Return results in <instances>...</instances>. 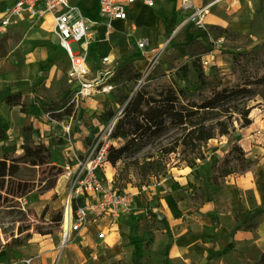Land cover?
<instances>
[{"label": "rangeland", "instance_id": "374dc122", "mask_svg": "<svg viewBox=\"0 0 264 264\" xmlns=\"http://www.w3.org/2000/svg\"><path fill=\"white\" fill-rule=\"evenodd\" d=\"M156 1L160 2L161 5H164L168 1L171 2V9L165 13L164 19L166 40L162 42L161 47H158V50L155 51L156 59L151 63H149V61L144 70L139 71L142 73L141 78L135 80L129 77L133 74V70H138L134 63L133 68H130L131 56L141 57L138 50L133 47L130 50V55L118 58L115 61L111 59L112 61L108 64H104L101 59L93 56L91 58L89 57V61L91 62V73L89 77H95L100 73L104 74L105 82L113 84L112 94L104 99H87L79 101L77 104L74 102L76 107L74 118L67 117L61 121L51 120L39 109L38 102L35 99V96H42L48 99H59L65 95H68L70 99H72L75 91L74 78L68 73V58L57 44L52 27L48 29L50 25L45 16L30 19L25 18L24 20L21 19L17 22H12L5 27H0V54H5L12 45L23 38H33L38 42L37 47L45 48V59L42 61V65H40V71L30 82L27 92H22V94H24L26 100L31 102L34 108L39 111L35 116L38 117L42 123L51 127L47 134L41 135L36 131L35 137L40 140L41 137L45 138L46 141L44 143L51 149L52 156L50 160L63 168L62 172L57 176L56 184L53 188L49 190L40 189L39 183L43 185L44 181L40 182L39 179L47 177V173H44L42 177V175L37 172L34 180L35 186L31 191L23 196L14 197L8 201H2L0 205V243L9 240L12 234L16 236L20 228H27L22 234L29 232L32 236L33 233H36L34 232L35 226L51 228L53 233L48 235L55 236L60 242V232L63 225L62 204L64 200V192H62L63 178L60 177L66 165H71L74 162L69 159L71 151L61 147V145L68 146L69 149L73 150L75 154L82 158L83 150L91 148L93 144L99 140L103 132L107 130L110 120L114 116L108 119V112H103L108 108H113L112 110L114 114H116L117 105H121L117 100L118 97L121 96L123 92L131 95L132 92L130 88L137 87V85L140 84L139 81L149 75L150 72L154 71L160 74L161 72H165L164 68H170V66L178 67L181 62H190L195 58H199L206 72L217 70L221 73V71H228L229 69V64L222 62L221 59L227 62L231 61L232 51L242 49H264V15H255L252 27L248 33H238L228 29L222 31L223 28L208 24H205L204 27H198L188 20L189 14L194 6H196L193 0L191 1L193 2L192 4L184 6L180 5V0ZM78 4L86 16H93L95 10L93 0H79ZM136 8V5L130 7V16L136 13ZM159 11L160 12L157 10V13L163 15L165 8L160 7ZM141 32H143V29H141ZM135 35H139V31L136 32ZM92 51L93 48L91 45L90 53ZM162 51H164V57L158 59ZM178 58L180 59L174 61ZM203 61H207V63ZM167 62L168 64H166ZM219 63L221 64L220 66L223 65L226 69L218 66ZM163 64H166V67H164ZM128 66L129 72L127 74L122 73V68H128ZM166 74L170 75L173 74V72ZM231 79V75L228 77L226 75L223 82L226 83ZM262 101L263 100L259 96H253L250 99L244 98L237 101L236 105L239 110L247 109L249 116V109L256 108L255 110L257 111V108H261L259 105L261 103L259 102ZM78 113L81 115L78 120L79 123L82 125V123L85 122L86 124L82 131L84 135L82 137H74L73 129L67 127V124H64L65 119L71 122L75 119V121L78 122L76 119ZM184 118L183 115L176 113L174 108L169 105L150 106L145 111L142 121L134 126L126 125L125 119L119 116L111 135L115 148L113 154L117 158L115 159V163L108 160L104 165L107 174L113 175L114 185L130 194L135 192L136 189L134 188L143 187L134 185L137 179L135 177L136 168L132 165L133 162L140 161L147 155H155L160 146L166 144L173 135L178 133V126L184 122ZM0 121L7 125L8 136L19 144L22 138L18 130L21 124L25 122V117L20 116V107L8 106L0 100ZM66 128H69V134L65 132L67 130ZM122 128L126 129V137L120 135V130ZM182 148V146H179L176 154L169 155L172 163L176 162L179 151L182 150ZM220 152V148L212 149V141H208L207 145L203 148L204 157L197 161V167H192L195 168V171H192L191 174L188 175L187 185L182 186L174 182L173 185H177V187L181 188L176 192L179 198L189 199L197 196L198 193L202 194L200 196L201 199L207 197L203 190L204 188L211 190V161L214 157H218ZM182 166L184 165L180 163L175 167L179 168ZM159 177L154 183L158 181ZM225 180L226 179H224V181ZM224 181L220 183L219 191L210 195L209 201L201 202L212 203V211L202 216V222L211 225V228L201 233V240L198 241L197 244L198 249H203L207 253V249L211 248L208 246L215 241V235L212 230L217 228L219 223L216 215L218 211L227 209L226 197L223 191ZM255 210H260V213L252 217L251 213ZM252 212L248 213L246 216L234 215V217L238 224H244L246 222L256 224V219L260 217L264 218V205L257 207ZM137 215L138 213L129 214L122 221L118 222L119 229L124 226L129 227L124 230H119V232L123 236L121 239V241H123L122 250L128 252L127 258L130 264H144L146 260H152L149 255L148 245L143 243L137 231L142 228H152V226H154V231L164 230L168 234H172V227L168 224L155 220L151 221L147 216L137 217ZM30 241L31 238L28 240V243ZM233 245L234 242L228 239L222 248L228 251L232 249ZM5 250L6 249L0 251V262L10 264V259L5 256V258L3 257L2 252H5ZM212 250L214 252H220V254L212 257L208 254L210 258L216 259L222 257V251L215 250L213 247ZM236 250L237 249L233 248V251ZM5 254L7 253L5 252ZM165 255L166 253H163V256L161 255V261L166 263V259L164 258ZM121 256H123L122 253Z\"/></svg>", "mask_w": 264, "mask_h": 264}, {"label": "crops", "instance_id": "0c3cea01", "mask_svg": "<svg viewBox=\"0 0 264 264\" xmlns=\"http://www.w3.org/2000/svg\"><path fill=\"white\" fill-rule=\"evenodd\" d=\"M193 1L198 6L211 0ZM93 3L95 10L92 17L87 16L88 20L94 18L96 14V0H93ZM192 3L190 2L189 5ZM134 5L137 7L136 13L124 20H113L110 30L106 31L105 24L101 22L95 26L90 58L93 56L102 59L103 56L111 55L110 62L115 61L130 55L133 47L141 55L140 58L131 56L130 59L138 71L144 70L149 61L151 63L156 59L155 51L166 40L164 19L165 13L171 9V2L161 5L154 0L152 7L140 4L132 6ZM160 7L165 8L163 15L157 13V10L160 12ZM256 14L264 15V0H212V5L205 15V23L238 33H248ZM138 31L139 35H135ZM141 39L146 42L143 48L139 49L136 43ZM37 43L33 38H23L12 45L5 54H0V89L15 86L21 93L27 92L30 82L40 71V65L45 59V48L37 47ZM163 52L159 56L157 54L158 59L164 57ZM221 61L229 64L228 71H221L228 77L234 65L231 61L227 62L224 59ZM166 64L163 66L166 67ZM220 65L219 63L218 66ZM220 67L225 68L223 65ZM176 68L177 66H170L164 68V71L174 74ZM179 83L184 85L183 81ZM97 98L106 97L99 95ZM259 103L261 108H257V111L256 108L249 109L251 118L249 125L236 128L227 136L209 140L212 141V149H221L218 156L227 150L229 142L237 140L248 155L257 158L254 171L247 169L225 178L223 191L227 209L218 211L216 216L219 223L217 228L212 230L215 241L208 246L222 251V257L210 258L206 251L197 248L201 233L211 228V225L202 222V216L212 211V203L194 204L188 198H179L176 192L181 188L173 185L174 182L182 186L187 185L188 175L195 171V168L172 166L156 183L134 188L136 189L134 195L129 193L133 204L130 214L138 213L137 217L147 216L151 221H160L172 227V234L164 230L154 231V226L137 231L143 243L148 245L149 255L152 258L150 261L146 260L144 264H264V218L256 219V227L251 230L245 227L235 229L238 222L234 217V215L246 216L257 207L264 205V102ZM20 116L25 117V122L21 126L31 123L37 133L41 135L49 133L51 127L42 123L35 115L20 112ZM80 117L78 113L77 121ZM64 124L73 129L74 137L84 136L82 131L85 122L81 125L75 119L72 122L65 119ZM66 129L69 131V128ZM41 141L46 140L41 137ZM61 147L66 150L68 148L65 145ZM118 226L117 224L115 229L106 230L103 239L96 237L94 228L86 233L72 232L65 244H61L55 236L33 233L29 243L6 249L7 254L2 252L3 257H8L10 264H26L25 259H29L28 264H130L127 258L128 252L122 250L123 236L119 232L129 227L124 226L119 229ZM170 235L172 242L166 248ZM228 239H231L234 245L232 249L225 251L222 247ZM233 248L237 250L233 251ZM163 253H166L164 257L166 263L161 261ZM0 264L5 263L0 262Z\"/></svg>", "mask_w": 264, "mask_h": 264}, {"label": "trees", "instance_id": "16d2710c", "mask_svg": "<svg viewBox=\"0 0 264 264\" xmlns=\"http://www.w3.org/2000/svg\"><path fill=\"white\" fill-rule=\"evenodd\" d=\"M231 62L235 68L230 74L232 79L226 83L223 82L225 74L217 70L206 72L199 58H195L180 64L174 74L150 72L137 87L130 88L131 95L123 92L118 97L120 104L126 102L120 117L125 119L128 126L139 124L150 106L169 105L176 113L185 117L184 122L178 126V133L160 146L155 155H147L140 161L133 162L137 179L135 186L153 184L159 176H164L170 167L178 166L180 163L192 168L204 157L203 148L210 139L227 136L236 128L251 123L248 110H239L236 102L253 96H259L264 101V49L232 51ZM129 66L133 68V63L130 62ZM129 66L123 67L122 73L127 74ZM141 76V72L133 70L129 77L137 80ZM179 80H182L184 85H181ZM35 99L39 109L51 120L74 118L76 114L74 101L68 95L59 99L35 96ZM0 100L8 106H19L20 112L26 114L36 115L39 112L15 86L1 89ZM112 109L108 108L103 112H108V119L114 115ZM18 132L22 138L19 144L8 136L7 125L0 121V205L2 201L23 196L31 191L35 186L37 172L42 177L47 173V177L39 179L40 182L44 181L43 185L39 183V188L49 190L55 186L57 176L63 170L50 160L51 149L35 137L36 128L31 123L22 125ZM120 135L127 136L125 128L120 130ZM179 146L183 148L179 151L176 162L172 163L169 155L176 154ZM116 158L112 151L109 160L115 163ZM256 163L257 158L248 155L237 140L229 142L227 150L211 161V190L207 188L203 190L208 198L201 199L202 194L198 193L189 199L194 204L209 201L210 195L219 191L220 183L227 176L247 169L254 171ZM259 213L260 210H255L251 216ZM240 227L252 230L256 224L246 222L238 224L235 229ZM26 229L20 228L16 236L12 234L9 240L0 243V251L27 244L31 234L29 232L22 234ZM34 232L48 235L52 234L53 230L35 226ZM171 242L170 235L166 248ZM207 251L210 257L220 254L214 252L212 248H208Z\"/></svg>", "mask_w": 264, "mask_h": 264}, {"label": "built area", "instance_id": "2783aa9c", "mask_svg": "<svg viewBox=\"0 0 264 264\" xmlns=\"http://www.w3.org/2000/svg\"><path fill=\"white\" fill-rule=\"evenodd\" d=\"M182 5H189L191 0H180ZM218 1V0H214ZM79 0H2L0 1V27L25 18L52 17V31L59 47L64 51L69 62V75L74 78L75 91L72 100L96 99L99 95L109 97L113 84L106 83L104 74L90 78L89 61L93 32L98 23L110 30L115 19L129 17L133 4L154 6V0H96V14L87 19L78 4ZM212 5V0L194 6L188 20L198 27H204L205 15ZM145 40L136 43L143 48ZM104 64L110 63L108 56L102 57ZM207 63V61H203ZM143 78L139 81H141ZM139 85V84H138ZM126 102L117 105L116 114L110 120L107 130L91 148L83 150L80 158L71 151L69 159L74 161L66 165L60 178H63V225L60 232L61 244L68 241L70 233H86L95 229L98 239L105 237L106 230H113L121 219L126 218L133 210L131 195L114 185L113 175L107 174L104 165L114 151L112 130L117 118L122 116ZM68 134L69 131L66 130ZM65 190V191H63ZM24 262L28 264L29 259Z\"/></svg>", "mask_w": 264, "mask_h": 264}, {"label": "bare ground", "instance_id": "6f19581e", "mask_svg": "<svg viewBox=\"0 0 264 264\" xmlns=\"http://www.w3.org/2000/svg\"><path fill=\"white\" fill-rule=\"evenodd\" d=\"M45 18H46V20H47V22L49 23V27H48V29H51V27H52V25H51V23H52V17H51V15L50 14H46L45 15ZM109 58H111V55H109ZM63 244H65V243H63Z\"/></svg>", "mask_w": 264, "mask_h": 264}]
</instances>
